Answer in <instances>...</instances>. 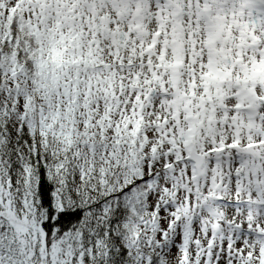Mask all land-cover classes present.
Instances as JSON below:
<instances>
[{"label":"snow or ice","instance_id":"6c2138e0","mask_svg":"<svg viewBox=\"0 0 264 264\" xmlns=\"http://www.w3.org/2000/svg\"><path fill=\"white\" fill-rule=\"evenodd\" d=\"M0 264H264V0H0Z\"/></svg>","mask_w":264,"mask_h":264}]
</instances>
